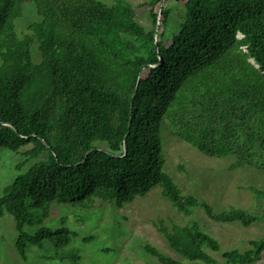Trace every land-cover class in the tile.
<instances>
[{"label":"trees","instance_id":"16d2710c","mask_svg":"<svg viewBox=\"0 0 264 264\" xmlns=\"http://www.w3.org/2000/svg\"><path fill=\"white\" fill-rule=\"evenodd\" d=\"M162 1L0 0V152L39 159L0 196V215L15 219L27 264L29 246L64 248L78 237L45 225L52 205L123 207L159 186L189 219L171 229L160 219L158 230L173 251L207 264H218L209 251L221 244L193 218L197 208L217 223L249 227L264 218L237 206L218 211L184 193L166 170L162 139L169 128L208 157L234 156L231 169L264 170V0H176L185 6L179 31L169 32L172 8L164 7L156 45ZM29 2L40 20L21 36L16 21ZM147 5L149 31L136 9ZM250 189L264 198L263 189ZM143 248L160 264H185L150 243ZM263 252L264 237L223 256L225 264H253Z\"/></svg>","mask_w":264,"mask_h":264},{"label":"rangeland","instance_id":"374dc122","mask_svg":"<svg viewBox=\"0 0 264 264\" xmlns=\"http://www.w3.org/2000/svg\"><path fill=\"white\" fill-rule=\"evenodd\" d=\"M103 1L113 4L116 0ZM127 1L136 6L151 0ZM166 6L172 8L169 32L172 30L177 33L185 17V6L176 0H166L163 8ZM151 7H136L137 19L148 31L154 27ZM24 9L25 15L16 21V29L21 36L29 31L31 23L40 20L34 3H26ZM160 18L162 20V15ZM32 54L36 62L41 60L38 43L33 45ZM162 139L166 170L184 193L196 195L218 211L229 206L245 208L251 212L264 211V198L256 201L250 189L253 185L264 190V170L252 166L231 169L234 156L208 157L175 137L169 128L166 131L162 129ZM31 147L25 146L21 151L25 152ZM37 160L4 148L0 152V196L5 186ZM19 164L23 165L22 170L18 169ZM50 211L51 216L45 225L65 226L77 232L78 237L64 248H54L48 242L44 248L29 246L28 261L32 264H73L68 258L62 259L63 255L78 257V264H160L155 256L143 248L145 243H150L185 264H207L201 260L186 259L173 251L164 234L158 230L160 219L170 229L174 224L182 225L189 219L162 196L159 186L123 207L99 200L90 209L74 210L69 204H62L52 205ZM193 218L200 222L206 232L219 240L221 250L209 251L218 260V264H225V251L237 249L243 252L250 248L251 240L264 237V218L249 227L238 222L217 223L209 219L201 208L196 209ZM89 236L94 237L93 240L85 241L84 238ZM17 238L15 219L8 213L0 215V264H27L16 249ZM253 264H264V252Z\"/></svg>","mask_w":264,"mask_h":264},{"label":"water","instance_id":"95a60500","mask_svg":"<svg viewBox=\"0 0 264 264\" xmlns=\"http://www.w3.org/2000/svg\"><path fill=\"white\" fill-rule=\"evenodd\" d=\"M165 1L166 0H163L162 3H161V6H160V11H159V17H158V22H157V28H156V33H155V43L156 45H158V40H159V27H160V24H161V18L160 16L162 15V10H163V6L165 4ZM254 63V61H253ZM153 65H147V67H151ZM142 74H143V71H141L140 75H139V80L141 79L142 77ZM1 124H5L4 122H1ZM124 149H125V152L127 150V146L125 145L124 146Z\"/></svg>","mask_w":264,"mask_h":264}]
</instances>
